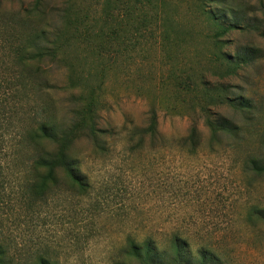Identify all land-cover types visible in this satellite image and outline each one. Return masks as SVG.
<instances>
[{
    "label": "rangeland",
    "instance_id": "1",
    "mask_svg": "<svg viewBox=\"0 0 264 264\" xmlns=\"http://www.w3.org/2000/svg\"><path fill=\"white\" fill-rule=\"evenodd\" d=\"M44 1L39 24L64 45L58 64L45 62L53 82L45 102L68 124L92 94L101 132L71 150L91 181L85 195L65 188L28 215L0 201V227L14 231L17 253L36 257L48 245L58 264H138L125 254L133 238L153 241L168 263L178 242L189 264L204 255L208 264H264V173L251 164L264 165V24L261 33L234 30L221 44L200 0ZM244 1L247 22L264 21L261 0ZM0 2L4 127L15 109L17 73L6 38L18 32L15 16L36 0ZM246 46L260 51L258 60L225 76L222 55ZM225 96L249 99L252 108L236 111ZM152 111L156 136L144 132ZM209 111L235 121L238 132L213 136ZM4 139L10 141L9 131Z\"/></svg>",
    "mask_w": 264,
    "mask_h": 264
},
{
    "label": "trees",
    "instance_id": "2",
    "mask_svg": "<svg viewBox=\"0 0 264 264\" xmlns=\"http://www.w3.org/2000/svg\"><path fill=\"white\" fill-rule=\"evenodd\" d=\"M200 2L216 26L214 38L217 43L225 44L223 37L243 26L261 33L264 21L253 25L247 22V15L242 10L250 5L244 0ZM206 2L220 4L221 7L207 8ZM260 6L264 7V0H261ZM24 12L15 16L18 32L6 38L10 48L9 56L17 73L11 83L15 89L12 99L15 109L7 118L9 123L0 126L3 127L0 134V201L7 206L14 203L21 215H28L45 206L49 207L65 188L78 195H85L89 191L91 181L82 170L81 160L73 157L71 150L81 137L97 141L101 131L97 127L96 105L92 94L86 98L79 112L71 111L68 124L59 123L53 115L50 104L45 102L47 92L53 88L50 70L45 67V62L58 64V55L63 52L64 45L59 40H50L39 24L46 16L44 0H36L34 7ZM259 54L260 51L251 46L242 48L241 52L223 54L225 76L237 75L240 70L255 63ZM224 102L241 113L249 112L252 108L250 100L243 97L225 96ZM3 103H0L2 125L7 111ZM206 116V125L215 137L220 134H236L239 130L233 120L211 111ZM8 131L11 136L9 142L4 139ZM144 132L150 136L158 134V116L155 111L151 112ZM197 132V128L193 127L191 139L196 137ZM251 164L254 171L264 173V165L260 161L253 159ZM260 214L264 217V211ZM175 244L176 253L170 263L165 261V253L151 240L137 242L129 238L125 254L138 264H189L191 257L186 253L185 245L178 242ZM19 246L14 231L0 227V264H58L56 259L49 256L52 248L48 245L36 257L29 256V253H17ZM206 259L204 255L200 264H208L210 261Z\"/></svg>",
    "mask_w": 264,
    "mask_h": 264
}]
</instances>
